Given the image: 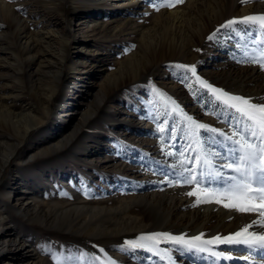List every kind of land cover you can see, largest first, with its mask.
I'll return each instance as SVG.
<instances>
[{
	"label": "rangeland",
	"instance_id": "obj_1",
	"mask_svg": "<svg viewBox=\"0 0 264 264\" xmlns=\"http://www.w3.org/2000/svg\"><path fill=\"white\" fill-rule=\"evenodd\" d=\"M77 1L74 9L70 0L47 6L8 0L24 20L20 40L16 38L17 43L26 40L25 57L31 60L25 64L16 57L15 27L0 18V111L24 112L25 120L34 122L0 172V199L10 193L0 213L15 217L1 222L6 252H16L11 244L19 240L26 243L22 259L38 258L43 264H264V249L259 247L200 243L205 250L199 251L161 239L154 247L149 243L133 249L128 242L143 243L139 237L116 239L110 234L119 217L114 210L121 203L165 192L176 204L181 200L176 195L182 197L169 211L171 219L191 217L195 210L209 215L189 229L182 225L174 235L198 236V225L204 223L208 228L203 240L215 232L230 233L235 228L219 230L220 210L237 214L231 227L238 228L244 214L259 218V212L224 207L231 202L226 196L205 195L224 192L231 183L218 180L217 170L241 179L220 167L230 162L234 145L223 137L214 142L209 138L221 131L231 136L246 122L201 88L191 72L182 80L185 69L177 66H195L196 75L213 87L264 103V31L259 25L237 24L208 39L228 20L264 15V0H245L222 21L215 13L223 0H130L117 5ZM168 4L174 6H162ZM169 11H182V29L171 30ZM184 115L217 131L200 130L202 135L193 138L186 134ZM8 120L0 113V124ZM167 127L173 131L161 132ZM234 139H240L239 131ZM201 142L211 143L213 163L197 171H204V180L211 183L186 184L184 169L194 167ZM22 186L29 189L21 196ZM188 187L197 195H186ZM35 204L46 216L34 214ZM28 205V220L21 219L15 212ZM100 208L101 214L91 220L87 212ZM131 212L142 224L149 222L139 206L132 205ZM252 220L241 227L252 225L255 217ZM262 226L255 221L249 232L264 235ZM106 227L109 231L103 234Z\"/></svg>",
	"mask_w": 264,
	"mask_h": 264
},
{
	"label": "snow or ice",
	"instance_id": "obj_2",
	"mask_svg": "<svg viewBox=\"0 0 264 264\" xmlns=\"http://www.w3.org/2000/svg\"><path fill=\"white\" fill-rule=\"evenodd\" d=\"M150 3L155 4L157 0H149ZM177 2H182V0H177ZM243 2V0H242ZM162 6H174L172 4L162 5ZM147 14V13H146ZM237 24H251L259 25L261 31H264V15L260 16H246L241 20L231 19L226 21L224 24L220 25V28L209 35L208 39H215L220 32V29L232 28V26ZM264 51V49H262ZM180 69H185L184 74L181 76L182 80H187V73L191 72L196 78V82L199 83L201 88L208 90L212 96L215 97L216 101H219L221 105L229 111L234 110L235 113L243 119L246 124L243 130L234 129L231 136L225 135L224 132H217L215 138H209L211 142L215 139L223 137L229 142V144L234 145L231 149L233 155L229 157L230 162L226 164H221V168H226L231 172L238 173L241 179H237L236 176H225V173L217 170L214 175L220 181H231V183L226 184V190L220 193H205L206 196L221 195L226 196L231 202L224 204L226 208H235L236 210L244 213L259 212V215L264 218V103H252L249 99L243 98L238 95H231L227 91L221 90L219 88L213 87L211 84L202 80L198 75H196L195 66L188 67L186 65L177 66ZM156 91L155 89H153ZM175 104V102H172ZM220 106V105H218ZM178 108V106H176ZM173 108V112L176 111ZM182 120L186 123V134L196 138L201 136L200 130L204 133L208 131L216 132V129H210L207 125L203 123H197L193 117L184 115ZM173 131V128H161V132ZM238 131L240 132V139H234L237 136ZM258 141V143H257ZM200 142V141H198ZM211 147L210 142H201V150L194 157L196 163L193 168L184 169L188 173L187 176H183L184 183L186 184H205L207 186L211 183V180L205 181L204 177L206 173L202 170L205 167H212V157L208 149ZM219 155V153H216ZM255 185V186H254ZM189 196L197 195V192L190 191L187 193ZM206 202V201H205ZM220 203V200H216ZM264 223V221H262ZM255 225V221L252 225L242 228L240 231L236 232L234 236L229 235L221 239L217 236L210 240L201 241V236H195L191 240H185L183 237H172L167 233H153L149 235H142L139 240L143 243H137L135 241H129L128 244L131 248H144L148 247L149 243L152 247L160 242L161 239L171 240L176 244H185L189 249L198 248L199 251H204L203 247H200V243L203 244H234V245H247L249 248L259 247L264 249V235H257L255 232H249V228ZM202 235V234H201ZM116 264V262H113Z\"/></svg>",
	"mask_w": 264,
	"mask_h": 264
},
{
	"label": "bare ground",
	"instance_id": "obj_3",
	"mask_svg": "<svg viewBox=\"0 0 264 264\" xmlns=\"http://www.w3.org/2000/svg\"><path fill=\"white\" fill-rule=\"evenodd\" d=\"M26 1H29V0H26ZM32 1L41 2V3H43L42 5L47 6L49 4H53L54 1H56V0H32ZM92 1L93 2H95V1L106 2V3H112L114 5L115 4L117 5L120 3L129 2L130 0H92ZM223 1H224V3L222 5H221V3H220V5H218L219 8H218L217 12L215 13V15H219V17H218L219 21H222L225 18L232 16L233 12L237 9L238 5L242 2V0H223ZM243 1H245V0H243ZM70 4H72L74 9L79 5L77 0H70ZM246 8L247 7L243 8L244 13H246L245 12ZM17 11H18V7L16 5L9 3L8 0H0V18L3 21H5V19L7 18V23H9L11 25V27H15L14 28L15 29L14 34H13L14 40L16 37L19 38L18 35L20 33V30H21L20 25L22 24V21H24L19 17V15L17 14ZM182 14H183L182 11H169L168 12V17L171 20L170 21V26L172 28L171 30H177L180 28L182 29L184 27V22H182L183 20L181 18ZM254 14L256 15V13H250V14H245V15L246 16H253ZM258 16H260V14ZM208 17H210V16H208ZM202 26H204L203 23H202V25L198 24V27L200 29L202 28ZM206 26H208V24ZM17 38L15 40V45H14V48L16 51V57H17L19 63L25 64L26 62H28V60H31L28 56L25 57L26 54L29 53L27 46H25V44H24V43H26V40L19 41L17 43V40H18ZM19 40H20V38H19ZM21 70H22V67H21ZM0 113L2 115H4L6 118L9 117V120L7 122L0 124V172H1L4 164H6L9 161V159L11 158L13 153L15 152L16 145L23 142L24 138L30 132V128L34 125L33 124L34 122L31 121V119H29V118L27 120H25L24 112L19 114V113H13V112L11 113V111L2 110V111H0ZM13 117L18 118V120L13 121L12 120ZM10 132H12V133H10ZM52 147H53V150L56 149L55 144ZM52 156H55V155L53 154ZM3 188H4L3 184L0 185V193H1V190L3 191ZM22 188H23V190H21V192H20L21 196L25 195V193L29 189V187L28 186H22ZM189 189L191 190L194 188L193 187L192 188L191 187L185 188V190H183V192L186 194V192L188 193ZM192 191H194V190H192ZM4 195H3L4 197L1 196L2 198L0 199V201L3 202L2 203L3 205L0 207H3V209H6V207L8 206V203H9L8 201L10 199V193L9 194L4 193ZM186 195H188V194H186ZM176 198H180L182 200V197H180L179 195H176ZM195 198L199 199L198 197H195ZM123 200H121V201H123ZM129 200L125 201L124 203H121L114 210V211H116V214L118 213L119 217L116 218V220L112 223V225H114L113 227H116V228H113L112 230H110V234L113 236H117L116 239H126L128 237H136L137 238V237H140V236H138L139 231H142V232L144 231V232H146V233H143L144 235H149V234H153V233H167L168 235H170L172 237H183L185 240H191L193 238L191 236H188L185 234L174 235L173 232L177 231L178 228L181 227L182 225L184 226V228L187 227L186 229H189V227L192 226V224H193V226L195 224L197 225L196 222L198 219H202V221H203V218L204 219L206 217L209 218L207 210H206L205 214L203 212H202L203 213L202 214L201 211H199V210H195L194 212H192L191 217H190V215L189 216H176L174 219H171V217H170L171 214L169 211L173 208V206L178 205V203H180L181 200L178 201L177 204L174 203V197L171 195H168L167 192L162 193L160 196L156 195L154 199H153V195H152L151 197H145V196L131 197V198H129ZM156 200L158 202L155 204L154 201H156ZM132 205L139 206L141 208V210L143 211V214L146 213L145 218L149 222L146 221L147 223L143 222L144 224H142V222H141L142 219H141V217H139V215L130 216L132 213L131 212ZM37 206H39V205L35 204V209L33 210L34 214L36 213V215L41 217V218L46 216L45 215L46 213L42 209L36 208ZM30 207H31V205H28V206L24 207L23 210L19 209L15 213L21 219L28 220V216H29L28 214L30 211ZM72 209L76 211L79 208L75 206ZM101 211H103V209H101V208L100 209H90V211H88L87 213H90L89 218H91V220H93L94 215L97 216L98 214H101ZM6 214H7V216L4 217L0 213V226H1V222L4 219H6L7 217L9 218L8 220L10 222H13L12 219L15 218V217L13 218L12 215H10V214L8 215L7 212H6ZM217 216L221 222L220 226H223L219 230L230 228L228 230V231H230V230H232V228H235V229H233V231H230V233H226L225 231H219V232H215L214 233L215 235H211V234L210 235L207 234L208 236L203 235V236H206L205 240H210V239H213L217 236H219V237L222 236L221 239H223L224 237L229 236L230 234L235 235L236 232H238L240 229H242L241 225L243 224L242 226H245L250 221H253L252 220L253 217H255V221L257 224L264 226V223H262V221H264L263 218H261L260 216H258L259 218H256V216L254 214L250 215V216L245 215V214L242 215L243 216L242 221H241V224L238 228H236V226L231 227L232 222L230 223L231 220L238 218L237 214L235 215V213H229V212H224V211L221 212V210H220L219 213L217 214ZM184 220H186V224L183 223ZM226 221L228 223H226ZM205 224L206 223L200 224L201 226L198 225V227H199L198 230H202L198 234V236H201V234H206L205 228H208V227H205ZM97 226H99V225H97ZM101 231L104 232L103 234H107L109 229H108V227H106L105 230H103V228H102ZM202 238H201V241H205ZM25 244H26L25 241H19V240L14 241L11 245L16 252L9 254V252H6L8 244L3 241V238L1 237V234H0V264H43L41 262V260L38 258L32 259L30 261L22 259V257L20 256V253L26 247Z\"/></svg>",
	"mask_w": 264,
	"mask_h": 264
}]
</instances>
